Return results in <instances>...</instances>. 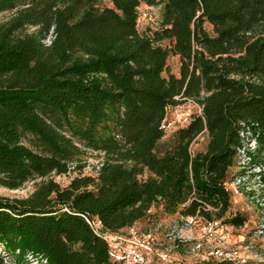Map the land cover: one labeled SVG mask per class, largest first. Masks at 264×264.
Masks as SVG:
<instances>
[{
    "label": "trees",
    "instance_id": "obj_1",
    "mask_svg": "<svg viewBox=\"0 0 264 264\" xmlns=\"http://www.w3.org/2000/svg\"><path fill=\"white\" fill-rule=\"evenodd\" d=\"M103 1L0 0V188L39 180L0 197V247L16 264H114L85 217L160 244L197 212L251 228L229 184L259 168L264 187V0ZM142 5L162 6L158 28L139 30Z\"/></svg>",
    "mask_w": 264,
    "mask_h": 264
},
{
    "label": "built area",
    "instance_id": "obj_2",
    "mask_svg": "<svg viewBox=\"0 0 264 264\" xmlns=\"http://www.w3.org/2000/svg\"><path fill=\"white\" fill-rule=\"evenodd\" d=\"M147 18L145 12L138 22ZM187 120V115L182 114L180 118L165 124L164 129L171 131ZM249 146L253 147V142H249ZM246 161L242 151L241 162L244 164ZM259 171V168L248 170L245 176L236 177L229 184V189L235 196L240 195L241 191L250 193L249 186L253 182L263 189L259 177L251 179L249 175ZM85 220L94 233L106 242L114 264H264V247H257V242L252 238L255 230L247 235L248 244H241L243 241L232 243L229 234L235 228L224 226L220 220H209L200 212L174 221L165 236V244H160L154 233L130 228L126 236L112 235L105 232L100 220L86 217ZM260 233L263 234L264 230ZM262 238L260 243L264 242V234ZM177 241L184 247H178Z\"/></svg>",
    "mask_w": 264,
    "mask_h": 264
},
{
    "label": "rangeland",
    "instance_id": "obj_3",
    "mask_svg": "<svg viewBox=\"0 0 264 264\" xmlns=\"http://www.w3.org/2000/svg\"><path fill=\"white\" fill-rule=\"evenodd\" d=\"M108 1L104 0L102 2V5H107ZM141 14L147 13L148 18L143 20L141 19L140 22H138V28L141 32H147V30L155 29L159 27L160 20L162 18V6H153L148 7L146 5H142L140 8ZM10 16L9 13H2L0 14V23L7 20ZM46 43H49V40H46ZM179 59L177 57H170L167 62V72H171L173 74L178 75L179 71ZM195 111V106L193 104H183L180 106L175 112L169 115V117L172 120H176L177 118H180L182 114H187L189 112ZM206 137H201L198 140L195 141L193 144V150L198 151L202 150L205 147L206 144ZM96 153L91 155V153L88 154V162L92 165H95L97 163ZM90 166V169H92L93 166ZM88 169V170H90ZM55 181L59 182L62 186H66L69 184L70 179L72 176H53ZM39 182V180H34L28 182L26 185H24L23 188L15 191L7 190L4 188H0V197H6L9 199H15V198H25L29 196L36 187V184ZM251 189V192H254V194L246 193L245 191H241V194L238 196H235L234 198V206L236 209H239L243 212H247V214L250 216V223L249 225L251 228H247L246 226L243 228H235L231 230L229 236L230 241L232 243L244 241L247 239V235H249L250 229H254L255 231L252 233V238L255 242L258 244L260 243V239L262 238V235L260 231L264 230V188L262 189L261 186L258 184H255L254 182L249 186ZM158 211V210H157ZM155 212V211H154ZM160 212V211H159ZM160 214V213H159ZM256 243V244H257ZM0 257H3V264H16L14 261H12L9 257H6L4 253L2 252V248L0 247ZM28 264H37L36 261L33 259L29 260Z\"/></svg>",
    "mask_w": 264,
    "mask_h": 264
}]
</instances>
